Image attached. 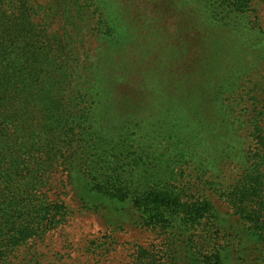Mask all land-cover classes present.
Segmentation results:
<instances>
[{
    "label": "trees",
    "instance_id": "trees-1",
    "mask_svg": "<svg viewBox=\"0 0 264 264\" xmlns=\"http://www.w3.org/2000/svg\"><path fill=\"white\" fill-rule=\"evenodd\" d=\"M121 1L67 0L76 35L100 42L81 61L71 36L34 21L28 0H0V264L65 221L67 206L46 193L55 173L84 202L104 197L162 228L215 232V213L194 188L216 185L230 160L241 168L216 192L238 217L234 238L264 248V28L256 0ZM148 24L164 35H150ZM216 234L199 233L188 263L224 264V246H208ZM154 259L140 249L134 264Z\"/></svg>",
    "mask_w": 264,
    "mask_h": 264
},
{
    "label": "rangeland",
    "instance_id": "rangeland-1",
    "mask_svg": "<svg viewBox=\"0 0 264 264\" xmlns=\"http://www.w3.org/2000/svg\"><path fill=\"white\" fill-rule=\"evenodd\" d=\"M219 1L221 0H179L176 4H219ZM145 2L146 0H136L137 5L146 4ZM120 3L127 4L126 0ZM28 4L33 7L34 21L41 24L46 33L72 37L81 61L99 49L100 42L95 37L87 33H83L81 37L80 33L76 35V21L66 7L67 0H28ZM253 4L264 28V0H256ZM147 26L150 35H164L158 26ZM244 143L242 148L247 150L248 140ZM231 161L222 172L218 170V181L222 188L233 181L241 168L240 161ZM218 181L216 185L201 182L194 188L202 190L218 223L215 229L217 236L208 241V246H224V264H264V248L261 242L234 238L240 228L236 221L238 217L232 214L225 198L216 192H220ZM46 193L49 199L63 202L68 208V215L64 222L46 231L41 238L20 247L14 253L11 264H134L140 249L155 255L154 261L157 264H190L186 252L189 246L199 243V233H215L208 225L197 226L196 230H187L186 226H178L177 229L171 226L170 229L165 224L167 228H162V221L159 223L150 216L145 220L146 214L143 211L129 209L104 197L85 195L84 202L79 189L69 185L64 174L60 172L50 177ZM192 194L195 197L200 195L195 191ZM146 212L149 214L150 211ZM161 215L168 219L171 216L169 213ZM151 224H154V229H151Z\"/></svg>",
    "mask_w": 264,
    "mask_h": 264
}]
</instances>
